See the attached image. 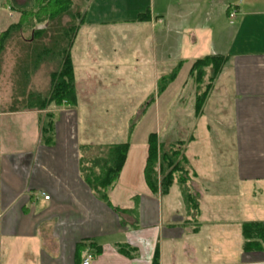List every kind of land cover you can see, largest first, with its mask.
Listing matches in <instances>:
<instances>
[{"label":"crops","instance_id":"0c3cea01","mask_svg":"<svg viewBox=\"0 0 264 264\" xmlns=\"http://www.w3.org/2000/svg\"><path fill=\"white\" fill-rule=\"evenodd\" d=\"M94 1H84L70 49L75 106L0 107V264H81L89 253V264H264V251H244L242 235L243 223L264 222V0H148L140 7L129 0H100V9H93ZM105 2L117 13L106 15ZM9 3L29 9L35 0ZM141 14L148 19L138 20ZM121 22L150 24L152 30L159 25L160 34L175 36L164 53L180 68L165 89L183 71L182 87L191 84L196 59L226 58L197 116L193 95V116H203L206 106L208 112L203 136L190 126L184 147L186 186L196 196V210L187 208L176 181L166 194L146 185L152 132L142 144L132 140L133 131L127 137L125 161L107 191L109 205L81 178L82 153L99 146L81 143L77 116L78 107L89 105L85 97L101 86L93 35ZM162 62L154 61L155 72ZM163 75L154 73L155 92ZM22 115H29L27 124L20 123ZM45 117L51 121L50 141L41 136ZM201 140L219 144L217 169L203 172L195 164L199 156H187L186 149Z\"/></svg>","mask_w":264,"mask_h":264},{"label":"rangeland","instance_id":"374dc122","mask_svg":"<svg viewBox=\"0 0 264 264\" xmlns=\"http://www.w3.org/2000/svg\"><path fill=\"white\" fill-rule=\"evenodd\" d=\"M74 1L76 2L72 4L73 13L83 10L85 0ZM99 1L92 2L91 8L100 9ZM4 2L0 7L7 8H0V34L19 20V12L10 6L9 0ZM129 2L139 6L147 3L148 0H129ZM111 6L109 2L102 3L105 12L111 10ZM25 7H29L28 3ZM114 13L117 12L109 11L106 15ZM71 20L70 15L66 14L56 23H49L48 27L58 32L62 26L71 23ZM77 22V18L73 19L74 25ZM89 22L87 16L85 25ZM44 26L45 24H40L37 28ZM104 28L110 27L106 25ZM160 28L162 29L158 25L155 30H152L150 24L121 22L113 26V31L103 29L93 35L99 45L98 54L101 67L97 69V73L101 76V86L91 97H89L90 94L85 97L86 102L89 103L88 106L77 109L81 143L90 141L100 146L124 142L131 123L135 125L131 138L137 144H142L150 132H156L163 141L180 139L186 142L189 138L188 128L192 125L197 126L195 133L198 137L203 136L204 124L208 117L207 106L203 116L200 118L193 116L192 103L196 87L192 80L191 84L182 87L186 76L185 71L162 94L157 96L155 92L154 73L167 74L175 63L172 56L166 59L164 53L168 49L166 46L168 42L173 45L175 36L167 35L163 31L160 34ZM30 35V26L23 25L20 30L15 28L8 33L7 37L0 39L1 110L12 106L19 111L23 108L24 99L20 97L16 99L15 95H17V86L19 96L22 91L25 69L23 67L30 64L33 59L35 44L33 46L29 41ZM172 50L175 51V47L169 48L168 52L173 53ZM160 59L164 62H162V67H157L155 72L154 61ZM53 69L54 63L46 61L30 74L25 90L44 92L48 88L49 74ZM203 87L199 91H202ZM150 96H154V101L147 107ZM212 101L214 100L210 102ZM29 118V115H22L19 116V121L22 123L24 120V124H27L30 121ZM158 136L157 139H159ZM186 151L187 156H192L193 153L199 156V160L195 162L199 170L204 172L218 168L220 148L217 142L212 141L205 144L201 140L191 144ZM83 153L86 158L95 157L99 155V150L90 148ZM174 192H176L175 188Z\"/></svg>","mask_w":264,"mask_h":264},{"label":"trees","instance_id":"16d2710c","mask_svg":"<svg viewBox=\"0 0 264 264\" xmlns=\"http://www.w3.org/2000/svg\"><path fill=\"white\" fill-rule=\"evenodd\" d=\"M72 4L73 0H35L34 8L19 9L12 7L19 12V20L2 32L0 39L7 37L8 33L13 29L19 28L20 30L23 25H28L31 28L29 41L33 46L35 44L32 62L30 61V64L23 67L25 69L23 71L24 82H22V91L19 96V87L17 86L16 94L18 96L15 95L16 99L19 97L24 99L23 109L43 110L50 103L67 107H73L76 104L77 98L70 49L77 30L82 24L83 11L73 13ZM66 14L70 15L71 23L62 26L60 30L57 29L58 32L48 27L49 23H56L58 19L60 20ZM75 18L78 19V22L74 25L73 19ZM137 19L143 21L148 18H145V14H141ZM40 24H45V26L37 28ZM46 61L54 63V69L49 74L48 88L44 92L26 91L25 87L28 85L30 74L35 72ZM225 61L226 58L223 56L207 55L196 59L192 63L188 76L196 87L194 96L195 116L200 113L213 81L221 71ZM179 68L180 63L174 66L168 74L158 79L157 95L162 93L167 85L174 80ZM206 68L209 70L208 74ZM202 86H204L203 90L199 91ZM153 98L154 96H150L147 101V107L154 101ZM11 109H14V106ZM134 126L133 123L129 125L128 138ZM41 136L45 141L46 139L50 141L52 138L51 121L46 117L41 122ZM185 144L186 142L180 139L159 142L156 133H150L147 136L148 150L144 167V179L152 193L159 192L160 194H166L169 187L176 181L181 188L183 201L187 208L196 210V196L190 193L186 186L189 175L187 169L188 161L184 154ZM128 146V141L100 145L96 147L99 150V155L89 158L84 157L81 152L82 156L79 166L81 178L94 195L107 204L109 203L107 199L108 188L118 178L125 161ZM242 235L245 252L264 251L263 221L243 223Z\"/></svg>","mask_w":264,"mask_h":264},{"label":"built area","instance_id":"2783aa9c","mask_svg":"<svg viewBox=\"0 0 264 264\" xmlns=\"http://www.w3.org/2000/svg\"><path fill=\"white\" fill-rule=\"evenodd\" d=\"M232 15V14H231ZM159 21V20H158ZM43 197L45 198V199H48V196H46V195H43ZM91 259H93V255L92 254H87V256L84 258V260L82 261V263L81 264H89V262H90V260Z\"/></svg>","mask_w":264,"mask_h":264}]
</instances>
